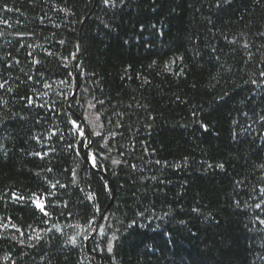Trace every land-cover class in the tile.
<instances>
[{"label": "trees", "instance_id": "16d2710c", "mask_svg": "<svg viewBox=\"0 0 264 264\" xmlns=\"http://www.w3.org/2000/svg\"><path fill=\"white\" fill-rule=\"evenodd\" d=\"M0 264H264V0H0Z\"/></svg>", "mask_w": 264, "mask_h": 264}, {"label": "water", "instance_id": "95a60500", "mask_svg": "<svg viewBox=\"0 0 264 264\" xmlns=\"http://www.w3.org/2000/svg\"><path fill=\"white\" fill-rule=\"evenodd\" d=\"M78 86H79V80H78ZM76 91H77V89H76ZM85 133H86L87 136H90V133H89L88 129H85ZM86 158L91 163L90 157H89V153L87 151H86Z\"/></svg>", "mask_w": 264, "mask_h": 264}, {"label": "snow or ice", "instance_id": "6c2138e0", "mask_svg": "<svg viewBox=\"0 0 264 264\" xmlns=\"http://www.w3.org/2000/svg\"><path fill=\"white\" fill-rule=\"evenodd\" d=\"M105 3H107V0H105ZM73 123H75V121H73ZM38 207H41V210H43V206L42 205H38ZM109 251H111V246H109Z\"/></svg>", "mask_w": 264, "mask_h": 264}]
</instances>
